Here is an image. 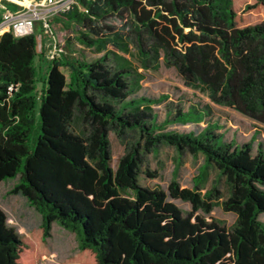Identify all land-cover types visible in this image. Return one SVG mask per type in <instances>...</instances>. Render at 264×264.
<instances>
[{"label":"trees","instance_id":"obj_1","mask_svg":"<svg viewBox=\"0 0 264 264\" xmlns=\"http://www.w3.org/2000/svg\"><path fill=\"white\" fill-rule=\"evenodd\" d=\"M237 4L76 0L62 16L79 28L80 45L106 53L92 63L53 59L42 82L37 33L0 36V184L19 178L12 194L24 196L43 221L33 245L31 233L21 237L0 207V264H34L47 253L43 244L54 223L80 237L79 264H264L263 146L255 152L252 143L227 142L210 125L195 133L167 131L171 124L200 125L204 111H178L157 125L153 106L167 97L129 101L136 77L126 61L109 64L110 46L128 54L133 44L145 69L162 56L184 86L264 126V20L243 26L262 14L264 0ZM11 86L18 89L9 94ZM111 133L126 146L116 169ZM161 146L204 156L193 189L176 180L167 192L141 185L145 156ZM210 170L225 179L221 207L236 216L232 229L203 216L223 198L218 181L201 192ZM169 198L188 203L191 212Z\"/></svg>","mask_w":264,"mask_h":264},{"label":"rangeland","instance_id":"obj_2","mask_svg":"<svg viewBox=\"0 0 264 264\" xmlns=\"http://www.w3.org/2000/svg\"><path fill=\"white\" fill-rule=\"evenodd\" d=\"M258 0H238L237 5L245 7L255 4ZM25 0H0V18L5 10H19L25 5ZM264 20V11L260 16H248L243 26H253ZM114 22V21H113ZM118 27L120 23L114 22ZM50 26L55 37L57 49L62 50L60 58L71 63L78 60H84L92 63L103 57L106 51L97 53L94 50L84 48L77 41L79 28L74 22L68 21L62 16L52 18ZM42 36V50L38 48L41 54L36 60V66L39 69L40 82L45 79L48 65L54 54V45L51 43L48 35L42 33V26H37V36ZM40 46V41L38 42ZM47 44V46H46ZM108 51L115 54L111 55L110 65L126 63L131 69L132 76L136 77L133 86V93L129 101L133 99L148 98L158 99L162 96L167 97V101L158 106H153V118L157 125H163L164 121L170 117L173 119L178 111L187 113L195 111L199 113L204 111V122L200 125H180L171 124L166 127L167 131L178 133H195L202 131L207 125L215 128V134L224 135L227 142L234 141L237 144L252 143L254 151L259 146L264 148V126L245 118L234 110L218 107L211 103L207 94L200 90L191 89L184 86L183 80L175 69L167 68L163 57L156 61L149 69H145L141 64V56L136 47L131 44L129 53L124 54L116 51L111 46ZM156 66V68H155ZM62 72L69 78L70 70L62 68ZM38 93L41 92L42 83L38 84ZM40 102L37 101L35 112L39 115ZM129 143V140H127ZM126 142V143H127ZM110 143L112 151V167L116 169L118 161L126 154V146L114 134H110ZM145 164L141 168L140 183L142 186L152 190H162L167 192L169 185L176 180L181 188L193 189L195 180L204 166V156L198 158L185 153L180 156L175 149L168 146H161L158 151L145 156ZM177 173L175 175V170ZM152 173V177H147L146 172ZM218 172L210 170L201 192L205 194L214 187L218 181V188L223 198L216 205L212 213L208 216L203 215L208 220L222 222L228 229H232L236 222V216L232 213H225L221 203L227 197V187L225 179L218 180ZM19 178L9 179L0 184V207L5 212L8 225L13 228L21 237L25 238L31 233L30 240L33 245L38 244L40 239V227L42 226V216L32 207L27 199L21 194H12L13 189L18 185ZM180 208L185 215L191 212V206L178 200L168 199ZM198 215V214H197ZM260 221L264 224V215H261ZM46 254L40 256L34 261V264H79L75 258L80 254V237L77 233L61 227L58 223L52 225L50 237L43 244Z\"/></svg>","mask_w":264,"mask_h":264},{"label":"built area","instance_id":"obj_3","mask_svg":"<svg viewBox=\"0 0 264 264\" xmlns=\"http://www.w3.org/2000/svg\"><path fill=\"white\" fill-rule=\"evenodd\" d=\"M26 4L19 9L17 13L10 10H5L3 19L0 23V36L10 32L16 38H23L37 33V26L41 24L42 33L51 37L49 46L54 45V56L58 59L62 56L63 51L57 49L55 37L53 35L50 22L52 18L62 16L70 12L76 0H25ZM41 42L38 48L42 50V36H37V42ZM53 60V59H52ZM14 86L9 87L8 93L11 94L17 91Z\"/></svg>","mask_w":264,"mask_h":264},{"label":"crops","instance_id":"obj_4","mask_svg":"<svg viewBox=\"0 0 264 264\" xmlns=\"http://www.w3.org/2000/svg\"><path fill=\"white\" fill-rule=\"evenodd\" d=\"M8 10H9V9H8ZM10 11H12V12H14V13H17L19 10H14V11H13V10H10ZM2 17H3V15H2L1 18H0V23L2 22V19H3ZM62 17H63V16H62ZM46 46H47V44H46ZM220 135H222V134H220ZM223 136H224V135H223ZM231 142H233V141H231ZM239 145H242V144H239ZM256 151H257V150H256ZM256 151H255V152H256ZM117 165H118V164H117ZM112 168H113V167H112ZM116 168H117V167H116Z\"/></svg>","mask_w":264,"mask_h":264}]
</instances>
